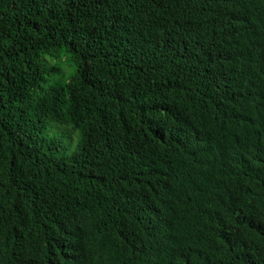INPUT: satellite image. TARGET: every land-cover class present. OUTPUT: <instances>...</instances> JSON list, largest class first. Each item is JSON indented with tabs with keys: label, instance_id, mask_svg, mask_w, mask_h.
I'll return each instance as SVG.
<instances>
[{
	"label": "trees",
	"instance_id": "trees-1",
	"mask_svg": "<svg viewBox=\"0 0 264 264\" xmlns=\"http://www.w3.org/2000/svg\"><path fill=\"white\" fill-rule=\"evenodd\" d=\"M0 264H264V0H0Z\"/></svg>",
	"mask_w": 264,
	"mask_h": 264
}]
</instances>
